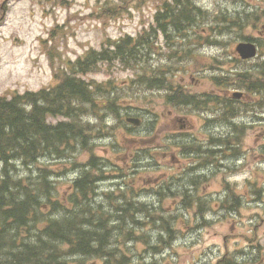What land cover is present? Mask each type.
<instances>
[{
	"label": "rangeland",
	"instance_id": "rangeland-1",
	"mask_svg": "<svg viewBox=\"0 0 264 264\" xmlns=\"http://www.w3.org/2000/svg\"><path fill=\"white\" fill-rule=\"evenodd\" d=\"M208 1L212 2L213 0ZM67 2L64 5H55L53 0H0V95L9 93L5 95L9 98L12 94L10 92L14 90L22 92L25 89H39L54 84V74L66 66L67 60L75 59L89 48H98L107 37L115 39L123 34L136 35L144 23L145 25L149 23L150 12L147 8L134 9L132 5L131 8L129 7L120 13L119 18L115 20L108 18L104 21L103 18L97 16H88L102 10L106 0H67ZM233 5L230 3V8ZM54 28L56 29L55 32H53ZM233 33L235 36H239L237 32ZM232 39H234L233 36L229 35L228 40ZM45 47H52L50 55ZM160 50L165 51L162 47ZM215 55L220 58L215 61V64H221L224 56H219L217 53ZM51 58L53 62H51ZM263 60L264 58L259 55L257 62ZM139 62L133 61L130 64L132 70L136 67L140 72L141 65ZM162 65L163 62H151L152 72L156 73L154 70L158 67L161 68ZM58 67L60 69L53 73V69ZM145 67L146 63L142 65V69ZM178 67L179 63L170 60L165 72L168 69L174 72ZM105 70L104 73L98 75V78L106 76L112 78L116 83H122V89L130 90V94H125L127 97L125 99L130 102L131 106L144 107L150 105L152 109L158 106L157 99L150 101V94L145 95L143 92H138L135 87L124 85L126 80L130 82V72L122 66L110 63ZM196 76L194 77L197 78ZM161 77H165V75H161ZM189 77L190 75L187 73L184 81L188 82L190 85L188 88L194 91L209 93L215 89L209 81L197 78L199 83H196L189 80ZM158 99L161 101L160 97ZM194 102L196 107L193 110H200L203 106L202 101ZM124 106H127V102ZM190 109L184 106L181 111L186 113ZM142 112H133V115L141 118ZM147 122L148 119L146 118L145 123ZM189 124L199 127L196 117ZM223 129H225L224 121H221V118H216L213 122V136L216 138L221 136ZM142 130L140 128L138 132H142ZM172 132L176 131H162V128L158 126L154 129V134L151 137H154L152 140L158 150L165 149L163 146V143L166 142L165 137ZM168 142L177 143L176 140H168ZM262 142L264 144V137ZM173 147L175 146L173 145ZM148 149L153 150L154 148ZM192 149L194 148L191 143L183 139L182 148L178 153L174 148V155L182 158L185 157L186 152ZM78 159L80 156L77 157ZM188 159L187 157L184 158L185 162H188ZM160 171V169H155L151 172L157 175ZM151 172L148 168L142 169L141 172L140 169H136L132 179L139 178L140 184H145L148 178H151L149 177ZM67 184L68 182L63 179V181H59L58 186L65 189ZM136 190L140 192L138 187ZM223 190V186L216 181H209L199 183L194 191L187 189V193H193L192 199L196 195L210 196L216 199L219 197L222 198L220 199L222 204H227L224 199L227 194H224ZM233 190L236 191L234 188ZM142 191L145 189L143 188ZM262 199L263 202L260 206L240 204V209L237 208V211H234L233 207H228V204L222 207L217 202H213V207L217 209L211 214L214 215L215 219L208 218V224L200 229L201 232L198 236L194 235L191 229L186 230L181 225L180 227L185 230L182 241L178 240L175 246L167 248L163 254H161L162 250L156 253L146 246L142 249L141 245L137 246L136 244V247L142 251L139 261L152 264H190L196 256L200 255V264H209L214 263L222 256L224 245L227 246L230 254L237 255L244 251L247 256H251L249 249L251 244L260 247L262 245L264 248V193ZM164 200L170 201V198ZM167 203L165 202V204ZM171 210L170 208L168 212ZM196 237H198L197 242H195ZM156 245L161 247L159 244ZM256 264L259 263L256 261Z\"/></svg>",
	"mask_w": 264,
	"mask_h": 264
},
{
	"label": "trees",
	"instance_id": "trees-1",
	"mask_svg": "<svg viewBox=\"0 0 264 264\" xmlns=\"http://www.w3.org/2000/svg\"><path fill=\"white\" fill-rule=\"evenodd\" d=\"M118 3L124 7L126 0ZM117 7L108 10L117 15ZM144 44L143 38L129 36L107 40L100 50L91 49L69 62L68 72L64 70L53 87L0 96V264H66L62 258L68 253L95 252L62 249L79 242L90 247L101 238L70 221L88 220V213L98 210L83 201L88 178L76 179L66 202H45L42 199L48 193L54 195L55 186L38 175L42 168L37 173L36 162L41 159L44 165L49 158H69L86 137L82 116L90 107H109L102 102L109 82H90L83 76L95 72L96 63L119 61L128 67L131 59L141 56ZM50 116L60 120L47 122ZM69 162L75 163L73 157ZM183 207L189 210L190 204ZM52 213H56L53 218ZM43 222L44 231L38 229ZM230 264L238 263L232 260Z\"/></svg>",
	"mask_w": 264,
	"mask_h": 264
},
{
	"label": "flooded vegetation",
	"instance_id": "flooded-vegetation-1",
	"mask_svg": "<svg viewBox=\"0 0 264 264\" xmlns=\"http://www.w3.org/2000/svg\"><path fill=\"white\" fill-rule=\"evenodd\" d=\"M193 23L188 24L186 35L173 46L180 59L178 69L174 72L168 69L167 72L158 76V94L163 109L157 111L147 105L144 108L145 116L148 121L164 122L173 128L179 127L180 131L177 132L179 134L175 135L176 144L181 145L183 139L197 143L199 147L198 152L194 154V160L197 162L196 166H205L200 170L205 172L208 170L207 166L210 164V155L213 150L209 146L213 141V121L222 112L225 127L222 132L225 170L230 174L234 173V176H241L240 201H245L248 195L252 201L261 199L262 168L259 166L263 157L261 138L264 133V85L260 81L261 78L256 76V71L264 35L259 34L257 38L235 39L255 43L258 49L255 57L243 58L240 54L228 49L224 54L220 51L217 53L224 56L221 63L224 66L215 65L213 34L204 28L201 33L198 29H191ZM194 40L196 42L201 40L203 44L192 51ZM219 71L223 74V88L215 85L216 74ZM187 73L190 75L189 80L196 83H199L197 78L209 81L215 89L209 93H200L188 88L190 85L184 81ZM146 91L150 96L156 94L155 88L151 85ZM194 101H202L203 106L200 110H193L196 107ZM184 106L191 109L183 113L181 108ZM194 117L199 122L200 129L189 124ZM142 128H144L142 132H147L148 124L143 125ZM248 139L252 140L253 146L248 144ZM205 163L207 165H204ZM197 178L198 173L194 175L192 182Z\"/></svg>",
	"mask_w": 264,
	"mask_h": 264
},
{
	"label": "water",
	"instance_id": "water-1",
	"mask_svg": "<svg viewBox=\"0 0 264 264\" xmlns=\"http://www.w3.org/2000/svg\"><path fill=\"white\" fill-rule=\"evenodd\" d=\"M242 46H244V44Z\"/></svg>",
	"mask_w": 264,
	"mask_h": 264
}]
</instances>
